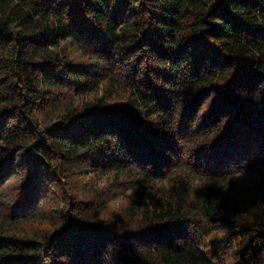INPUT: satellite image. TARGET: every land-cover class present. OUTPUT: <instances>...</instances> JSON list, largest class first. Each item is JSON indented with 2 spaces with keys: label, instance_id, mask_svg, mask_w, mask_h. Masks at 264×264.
<instances>
[{
  "label": "trees",
  "instance_id": "1",
  "mask_svg": "<svg viewBox=\"0 0 264 264\" xmlns=\"http://www.w3.org/2000/svg\"><path fill=\"white\" fill-rule=\"evenodd\" d=\"M0 264H264V0H0Z\"/></svg>",
  "mask_w": 264,
  "mask_h": 264
},
{
  "label": "rangeland",
  "instance_id": "2",
  "mask_svg": "<svg viewBox=\"0 0 264 264\" xmlns=\"http://www.w3.org/2000/svg\"><path fill=\"white\" fill-rule=\"evenodd\" d=\"M240 178L249 186H252L255 182L259 181L260 179L257 173H244L240 176Z\"/></svg>",
  "mask_w": 264,
  "mask_h": 264
}]
</instances>
